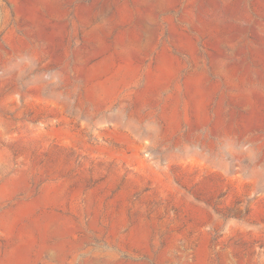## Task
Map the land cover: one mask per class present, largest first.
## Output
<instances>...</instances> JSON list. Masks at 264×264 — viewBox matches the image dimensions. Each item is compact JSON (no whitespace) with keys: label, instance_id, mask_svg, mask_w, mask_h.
Returning <instances> with one entry per match:
<instances>
[{"label":"rangeland","instance_id":"obj_1","mask_svg":"<svg viewBox=\"0 0 264 264\" xmlns=\"http://www.w3.org/2000/svg\"><path fill=\"white\" fill-rule=\"evenodd\" d=\"M0 264H264V0H0Z\"/></svg>","mask_w":264,"mask_h":264}]
</instances>
